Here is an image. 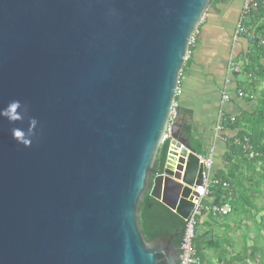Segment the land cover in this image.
<instances>
[{
  "label": "water",
  "instance_id": "95a60500",
  "mask_svg": "<svg viewBox=\"0 0 264 264\" xmlns=\"http://www.w3.org/2000/svg\"><path fill=\"white\" fill-rule=\"evenodd\" d=\"M210 2L0 0V108L39 121L24 147L0 118V264H176L137 212L147 190L183 220L193 208L203 168L182 120L153 164Z\"/></svg>",
  "mask_w": 264,
  "mask_h": 264
},
{
  "label": "trees",
  "instance_id": "16d2710c",
  "mask_svg": "<svg viewBox=\"0 0 264 264\" xmlns=\"http://www.w3.org/2000/svg\"><path fill=\"white\" fill-rule=\"evenodd\" d=\"M218 2L211 0L209 8ZM244 24L264 40V6L251 11ZM248 42L247 54L236 73V77L242 79L238 78L235 83L236 96L240 92L241 98L251 104V109L235 117L223 115L224 132L221 136L226 139L223 142L225 152L220 169L213 174L210 171L213 180L218 183L211 185L209 197L202 201L207 204L212 198L214 204L228 202L231 211L220 217L204 212L199 219L193 240L199 264H264V45H260L258 40ZM191 50L192 44L188 51ZM177 115L179 119V107ZM192 127L190 115H182L181 132L197 155L205 156L206 151ZM168 145L169 140L166 139L158 148L153 174L163 169ZM244 145H248L246 150ZM137 214L139 228L146 241L167 235V240L174 247H179L185 220L150 197L149 190L143 193ZM199 225L201 231L197 230ZM216 228H220L221 233ZM229 230L239 234L228 236Z\"/></svg>",
  "mask_w": 264,
  "mask_h": 264
},
{
  "label": "crops",
  "instance_id": "0c3cea01",
  "mask_svg": "<svg viewBox=\"0 0 264 264\" xmlns=\"http://www.w3.org/2000/svg\"><path fill=\"white\" fill-rule=\"evenodd\" d=\"M240 11V0H219L207 9L179 76L181 92L176 102L181 115L176 123L182 115H190L192 131L206 154L213 148L212 174L220 169L225 152L224 143L213 131L219 114L235 117L251 109L250 103L236 96L235 82L239 77L229 69L233 64L239 67L248 51V40L234 35ZM222 89L229 96L227 101L221 99Z\"/></svg>",
  "mask_w": 264,
  "mask_h": 264
},
{
  "label": "built area",
  "instance_id": "2783aa9c",
  "mask_svg": "<svg viewBox=\"0 0 264 264\" xmlns=\"http://www.w3.org/2000/svg\"><path fill=\"white\" fill-rule=\"evenodd\" d=\"M241 1V11L240 15L237 19L234 35L235 36H243L248 41L258 40L260 45H264V40L257 37L253 30L248 29L244 20L246 16L251 12L255 11L259 6H264V0H240ZM196 33V32H195ZM194 36H192L189 45L194 43ZM190 51L187 52V59L190 57ZM232 72L237 73L239 71V67L233 64L229 68ZM179 86L176 89V97L180 95ZM221 99L227 101L229 96L227 95L225 89L220 91ZM238 97H242V94L237 93ZM177 107L178 104L176 101L173 102L170 111L169 123L167 125V129L165 132L164 139H171L173 127H175L177 121ZM223 113L219 114L218 120L214 126V133L218 139L222 142H225V137L221 136L223 126L222 122L225 121ZM248 145H244L243 149L246 150ZM213 148H210L205 156L197 155L199 162L202 164L203 172L201 177L200 185L194 188V192L196 196L193 197L192 203L193 208L189 213L188 217L185 219V227L183 236L181 239V243L178 247V258L176 264H199V260L196 256V250L193 245V240L195 238V229L199 219L202 217L204 212H209L212 216H225L230 213L231 206L228 202H224L220 205L212 203V198L209 200L207 204H203L202 201L209 197V188L211 185H216L218 182L213 180L212 175L210 173L213 163ZM222 187H225V184H222Z\"/></svg>",
  "mask_w": 264,
  "mask_h": 264
},
{
  "label": "clouds",
  "instance_id": "9594fccd",
  "mask_svg": "<svg viewBox=\"0 0 264 264\" xmlns=\"http://www.w3.org/2000/svg\"><path fill=\"white\" fill-rule=\"evenodd\" d=\"M0 118L14 125L11 128L13 139L24 147H30L38 137L39 121L29 115V106L20 100H11L6 106L0 108ZM27 121V127L24 123Z\"/></svg>",
  "mask_w": 264,
  "mask_h": 264
},
{
  "label": "rangeland",
  "instance_id": "374dc122",
  "mask_svg": "<svg viewBox=\"0 0 264 264\" xmlns=\"http://www.w3.org/2000/svg\"><path fill=\"white\" fill-rule=\"evenodd\" d=\"M207 9H210L209 7L207 8ZM179 98L177 97L176 98V100H178ZM217 162V161H216ZM261 204V202L259 203V205ZM201 225H199L198 227H197V230H200L201 231ZM217 229V231H218V233H221V230H220V228H216ZM203 230L204 231H206V228L204 229L203 228ZM203 231V232H204ZM203 232H201V233H203ZM237 234H239V232L238 231H233V230H229L228 232H227V235L228 236H232V237H236L237 236Z\"/></svg>",
  "mask_w": 264,
  "mask_h": 264
}]
</instances>
